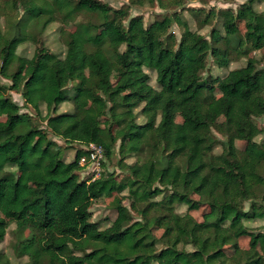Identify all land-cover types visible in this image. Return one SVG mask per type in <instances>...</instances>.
<instances>
[{
  "label": "trees",
  "instance_id": "1",
  "mask_svg": "<svg viewBox=\"0 0 264 264\" xmlns=\"http://www.w3.org/2000/svg\"><path fill=\"white\" fill-rule=\"evenodd\" d=\"M147 1L129 0V6L115 9L97 0H0V20L8 25H0V111L8 116L0 123V207L6 202L11 218L0 216V244L14 223V252L27 257V264H72L73 259L89 264H264L259 252L264 228L255 233L245 225L264 221V140L256 141L264 135L257 124L264 120V84L258 60L249 59L225 77L202 76L208 53L219 68H227L229 48H264V10L254 8L264 0H246L223 23L225 35L213 29L210 39L192 31L177 13L148 26L142 16L131 17V7ZM84 12L98 14L100 22L63 32L64 57L37 37L50 24L75 22ZM214 18L219 13L211 10L200 28ZM240 22L245 34L235 41ZM173 25L184 29L178 45ZM102 27L107 33L99 36ZM28 43L38 46L31 59L18 53ZM27 63L32 64L28 74ZM88 64L92 76L85 73ZM115 68L123 72L114 85ZM150 71L156 73V88ZM1 78L9 83L2 84ZM120 90L126 94L113 98ZM10 93L20 94L23 106ZM82 96L89 98L88 105L80 103ZM69 102L73 112L58 113ZM24 107L38 116L45 107L46 128L36 127L32 116L22 113ZM115 127L121 129L120 137L114 135ZM54 138L70 145L98 144L106 160L120 141L119 167L127 176L118 181L115 174L101 173L82 180L84 151L67 163ZM237 141L245 142L243 152ZM134 156V163H125ZM124 192L140 221L124 205L125 196L115 200L117 217L109 227L91 221L95 201ZM177 205L188 212L207 206L210 212L198 222L190 213L179 214ZM165 220L182 228L183 243L192 251H179L167 238L163 242L152 234ZM241 238H249V249L240 247ZM160 244L165 247L158 250ZM226 247L233 249L231 256ZM147 248L153 253L145 254ZM0 264H13L2 251Z\"/></svg>",
  "mask_w": 264,
  "mask_h": 264
},
{
  "label": "rangeland",
  "instance_id": "2",
  "mask_svg": "<svg viewBox=\"0 0 264 264\" xmlns=\"http://www.w3.org/2000/svg\"><path fill=\"white\" fill-rule=\"evenodd\" d=\"M102 3H108L111 7L115 9H119L130 5L129 0H97ZM163 4H165V8L161 7L157 0H151L147 1L145 5L143 6H133L130 9V15L131 17L136 16H142L144 18L145 25L148 26L151 23H153L156 20H161L165 16H170L172 14H179L183 17L185 21L188 22L189 27L192 31L199 32L200 34L208 37L210 39V35L213 29H216L217 32H219L221 35H225V30L223 27V23L226 20L231 19L234 14L236 13V10L246 2V0H231L229 2H225L223 0L221 1H213V0H160ZM254 8L261 12L264 10V2L259 3L257 2L254 5ZM215 10L219 13V18H214L213 21L206 27L200 28V23L205 20L206 15L211 11ZM20 16H23V11L19 12L18 18ZM92 22L93 24H99L100 18L98 14H90L89 12L81 13L79 17L77 18V21L75 22H60L57 21L55 23L50 24L46 31L42 34L37 35V37L42 41V43L54 54L59 55L61 57H64V54L66 52V36H64L63 32H74L76 30V27L78 24L81 23H88ZM12 23H16V19L12 21ZM11 23V25H12ZM240 28V33L237 35V37L234 39L235 41H242L243 36L245 34V25L244 23H238ZM0 25L5 27L7 25L6 20L1 19ZM8 27V25H7ZM171 32L176 36L177 39V45L181 42L182 36L184 33V29L182 27H179L178 25H173L171 28ZM99 36H104L107 33V28L102 27L96 32ZM220 44L222 48L225 47V45ZM38 46L33 43H28L25 45H22L18 53L19 55H23L27 57L28 59H31L36 51V48ZM227 57L230 60V65L227 68H219L215 62L214 58L210 53L206 54L204 56V64L207 66V69L202 74L203 78H206L208 76H212L213 78L218 77H225L230 71L239 69L241 67H245L247 64V61L251 58H254L258 60V70L262 73L260 76V82L264 84V48L260 51H246V52H240L239 50H232L229 48V51L227 52ZM30 61V60H28ZM32 70V64L27 63L24 67V72L28 74ZM122 69L121 68H115V70L111 74V82L115 85L117 84L120 76L122 75ZM85 73L87 76H92L94 74V69L90 64L87 65ZM150 74L151 80L150 84L153 87H157L156 82V73L155 72H148ZM2 84L9 83L5 79L1 78ZM71 89V87H70ZM125 91L120 90L118 93L114 95L113 98L118 99L121 96H123ZM9 98L18 103L20 106H23L24 101L22 99V96L17 93H10L8 94ZM220 93L218 91L215 92V98H220ZM80 103L83 105H88L90 100L86 96H82L79 99ZM58 113H65V112H73V105L71 102L65 103L61 105ZM22 113H27L32 116L33 123L36 127L45 129L46 128V122H45V116H46V108L42 107V116H38L37 113L31 109V108H25L22 110ZM8 120L7 114L4 111L0 112V123H4ZM223 119H220L222 121ZM101 121L105 122L106 118L101 117ZM176 121L178 123L183 122V118L181 115H177ZM139 122H141L139 120ZM257 124L260 128H264V120H257ZM113 133L116 137H120L122 134L121 129H118L117 127L114 128ZM215 135L219 138L221 136L218 133H215ZM53 138V137H51ZM55 142H57L58 146L61 147L64 150V159L67 163L72 162L75 158L76 152L78 150H84L83 146L77 145V144H66L64 141L60 139H55ZM264 140V135H260L256 141L261 142ZM120 141L116 144L115 147V153L112 156L111 159L106 160L104 163L102 174H115L118 181L122 180L125 176H127V172L125 170L120 169L119 167V161L121 159V156L119 154V146ZM133 144H128L127 148L132 147ZM135 146V145H134ZM236 147L240 152H243L246 148L245 142L237 141ZM216 153L221 152L220 147H218L215 151ZM137 160V157H130L126 159L125 163L132 164ZM91 169H89L90 171ZM88 170H83L81 172V179L83 180L87 178L89 174ZM26 187L31 186V181L29 180L27 183H25ZM127 192H124L122 195H113L112 197H104L102 199H99L95 201L92 205L91 212H92V218L91 221L95 224H98L102 229H106L109 227L112 222L117 217V212L114 208V202L118 197L125 196L126 199H124V205H126L132 212L134 218L136 221L141 220V216L138 215L137 212L132 211L131 207L133 206V203L127 199ZM124 197V198H125ZM197 198V197H195ZM162 197H158L156 200H161ZM6 203V202H4ZM2 204L0 207V216L2 218H5L6 220L10 221V215L8 213V206L6 204ZM176 211L179 214H187L190 213L198 222H202L204 220V216L210 212L209 208L207 206H203L198 211H192L188 212L187 207L184 205H177ZM245 225L253 232L260 233L263 231L264 228V221L263 220H256V221H246ZM16 225L12 223L7 231V235L5 237V240L3 243L0 244V251L4 253V255L13 263V264H27L29 262L27 257L24 258H18L14 252V246L16 245L18 239L16 236ZM152 234L158 238L162 239L163 242H166V240H163L167 238V241L170 246L175 247L179 251H192L191 247H186L183 243V240L181 238L182 234V228L175 226L173 222L170 220H165L161 223L160 226H154L152 228ZM26 235H28V232H26ZM166 236V237H164ZM138 240L143 243V240L141 237H138ZM239 245L242 249L247 250L249 249V238H241L239 240ZM165 246L164 244H160L158 246V250L163 249ZM226 254L228 256H231L233 254V249L226 247L225 249ZM143 252L145 254H152L151 249H143ZM259 252L264 254V243L261 242L259 246ZM185 255H182L180 257L181 261H185ZM72 264H89L84 261L73 259Z\"/></svg>",
  "mask_w": 264,
  "mask_h": 264
},
{
  "label": "built area",
  "instance_id": "3",
  "mask_svg": "<svg viewBox=\"0 0 264 264\" xmlns=\"http://www.w3.org/2000/svg\"><path fill=\"white\" fill-rule=\"evenodd\" d=\"M84 155L79 160V166L84 170L91 169L89 174H93V178H98L103 171V163L106 162L104 148L98 144H90L83 146Z\"/></svg>",
  "mask_w": 264,
  "mask_h": 264
},
{
  "label": "crops",
  "instance_id": "4",
  "mask_svg": "<svg viewBox=\"0 0 264 264\" xmlns=\"http://www.w3.org/2000/svg\"><path fill=\"white\" fill-rule=\"evenodd\" d=\"M1 112V111H0ZM8 117V116H7Z\"/></svg>",
  "mask_w": 264,
  "mask_h": 264
}]
</instances>
